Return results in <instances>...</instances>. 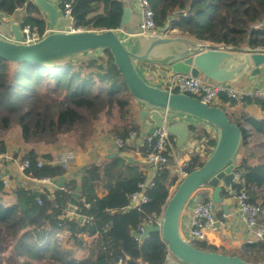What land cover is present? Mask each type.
I'll return each mask as SVG.
<instances>
[{"label":"trees","instance_id":"trees-1","mask_svg":"<svg viewBox=\"0 0 264 264\" xmlns=\"http://www.w3.org/2000/svg\"><path fill=\"white\" fill-rule=\"evenodd\" d=\"M150 1L158 28L170 23L169 28L178 30L179 36L214 45L264 50V0ZM23 7L26 15L22 25L38 27L43 33L47 23L34 3L0 0V13L7 16ZM123 8L122 0H75L72 16L75 27L85 31L118 30ZM97 52V57L75 61L74 56L44 66L0 58V131L19 126L25 143H53L60 134L87 127L104 112H127L130 104L125 95L129 93L114 59L107 50ZM226 103L235 104L221 95L217 106L225 111ZM260 104L264 107V103ZM228 117L242 132L237 156L240 160L236 162L241 183L233 188L248 192L250 200L260 208L259 224L264 227V161L251 164L255 157L251 149L253 135L264 138V120L245 112ZM190 131L198 140H205L207 146H215V140L204 130L190 127ZM130 132L138 133L139 127H125L116 135L126 138ZM5 152L1 142L0 153ZM40 159L51 160V156L30 151L22 158V162L30 163L25 172L28 177L52 180L65 174L64 168L50 162L39 168ZM171 161L172 158L169 165ZM190 163L191 172L201 168L205 159L195 154ZM145 181L135 166L114 157L101 166L86 167L80 184L71 182L54 198L48 192L35 197L32 190L18 188L15 201L4 205L6 193L0 180V264H165L169 252L158 233H151L141 242L134 234L139 226H156L176 178L168 168L158 171L154 186L147 190L148 203L130 207V196ZM99 188L107 192L100 196ZM74 192L80 195L77 214L89 217L87 222L66 214ZM223 196L227 193L223 192ZM93 237L96 239L90 244L88 239ZM193 245L203 251L219 252L205 241H193ZM244 249L248 255L236 256L253 264L264 260L263 242L247 244Z\"/></svg>","mask_w":264,"mask_h":264},{"label":"water","instance_id":"water-1","mask_svg":"<svg viewBox=\"0 0 264 264\" xmlns=\"http://www.w3.org/2000/svg\"><path fill=\"white\" fill-rule=\"evenodd\" d=\"M35 6L49 20L47 35L38 42L26 44L23 43L25 35L19 27L12 26L13 40L0 36V58L11 63L44 66L52 64L54 60L107 50L114 59L130 97L142 107L140 121L142 124L147 119L152 122L148 135L163 128L166 112L194 118L217 130V143L212 154L201 168L191 171L177 185L164 208L161 227L146 225L144 237L158 233L167 245L169 254L183 264H253L236 255L200 250L185 238L180 229L187 204L203 187L213 192L212 200L222 207L225 216H229L222 194L229 190L230 196H233L231 188L237 174L236 158L242 145L240 127L218 106H210L193 96L170 93L150 85L139 73L137 65L161 64L168 66L175 75L204 77L220 84H229L259 76L264 66V50L214 45L179 35L163 36V31L157 35H127L125 28L132 21V11L127 7L123 8L118 30L58 31L59 9L48 0H35ZM123 35L128 37L124 38ZM190 127L183 122L167 126L179 154L191 135ZM113 157L133 164L125 154L117 153ZM39 194L34 192L35 197H39ZM79 199L78 193H72L68 207L70 212H74L79 205Z\"/></svg>","mask_w":264,"mask_h":264},{"label":"crops","instance_id":"crops-1","mask_svg":"<svg viewBox=\"0 0 264 264\" xmlns=\"http://www.w3.org/2000/svg\"><path fill=\"white\" fill-rule=\"evenodd\" d=\"M30 1L35 4V0ZM48 1L55 5L60 12V18L58 20L56 30H67L71 22L63 16L61 7L62 0ZM122 2L124 7L130 8L132 11V21L130 25L125 28V32L127 35L136 34L141 21V15L138 10L137 0H122ZM25 15V7L18 9L12 16H7L3 13H0V36L7 40H13L11 28L12 26L16 25L21 30V28L23 27L22 22ZM43 18L46 21L48 28L49 20L46 15H43ZM127 35H123L124 38H127ZM137 69L147 83L159 88H161L162 79L166 75L172 73L168 66L154 63H141L137 65ZM152 74H157L158 76H156V78H153L151 77L153 76ZM231 85L241 90L254 87L264 88V66L261 67V74L254 79L244 78L231 83ZM128 99L130 105L127 109V112H125L123 115H121V113L117 109H115L110 113V119H107V116L105 115H101L94 122L88 123L89 125L87 127L80 126L83 127L82 129L84 131H88L87 128H91L89 132L91 133L92 137L89 138V140L85 138L81 139L83 137L81 136L80 138L77 135V133H79L77 132V128H75V130L72 132L66 133L63 137L69 139V142H71V144L67 143V145L66 143H62V141V144L60 143V145L58 146H61L63 150H61V148L52 146L50 152H40L37 148H28L25 151V142L22 137V130L19 126H16L14 129L13 126L10 129L4 131L0 137V143L2 142L4 144L6 152L0 153V175L3 180H6L8 182V185L4 187V191L6 194L2 199L3 204L8 205L15 201L14 192L18 188H26L32 190L33 192H39L40 194L43 192H48L51 195V198H54L55 193L58 192V190L56 189L57 185H65L67 187V185L71 182H77L78 184H80L83 171L86 167L92 164L101 166L105 163H108L111 159L114 158V154L117 153L129 156L133 161V164H129L135 166L138 172L142 173L146 177V181H153L158 171L155 167L147 163L145 155L143 154L145 142L144 139L148 136L152 128V122L150 119H147L145 123L142 124L139 119L142 107L131 97H129ZM223 106L228 115L235 117V114L239 112H245L257 120H264V107L260 103L242 102L236 103L234 105L226 103ZM169 118H171L172 124L184 122L191 127L204 130L208 133L212 140H215L216 146L218 133L217 130L212 126L202 121H198L194 118H185L182 116L176 117L174 114H170ZM128 126H138L139 135H137L136 140L133 142V144L128 146L125 151L118 152L112 142V136L114 134H111V132L114 131L116 134H119L122 129ZM247 128L250 129L249 126ZM12 133H14L15 145H13L12 143ZM190 134L191 135L189 136L188 142L183 148L182 152L179 154L175 149V156L172 157V161L170 162V165L168 167L171 175L175 178H177L180 165L183 162L191 160L192 155L199 154L206 161L215 148V146H207L205 140H198L193 133ZM106 135H109V137L104 138V136ZM253 136V144L251 146V149H253L255 157L252 160L251 164L255 163L256 161H264V138L257 134H254ZM190 146L193 148L192 150H189L188 147ZM30 151H35L40 156L45 154L51 156V160H44V162H50L51 164L56 161L58 155L67 152H71L74 154L75 161L70 166V168L65 171V174L63 176L52 179L50 180V182H39L28 177L25 172L20 169L22 158ZM239 160L240 157L237 158V164ZM176 186L177 185L173 187L174 190ZM106 192V189H97V193L100 196L104 195ZM225 192L227 193V196H223L222 194V198L223 202L228 206L229 216H225L222 207L215 204V213L219 221L218 231L215 233H208L205 242L213 246L215 250L223 251L225 252L224 254L231 255L236 254L238 251L244 249L245 245L250 244L251 236L244 230L241 218L236 211V205L233 196H230L229 190H226ZM212 194L213 192L210 189H208L207 187H203L194 194V197L187 204L183 212L180 224L181 232L185 237L189 235L190 231L192 207L197 201L209 199L212 200ZM221 211L222 216L220 217L219 212ZM69 213L72 212L67 210L66 214ZM77 218L83 223L82 217L78 216ZM95 239L96 237L89 238L88 241L90 242V244H92ZM165 264L183 263L168 254Z\"/></svg>","mask_w":264,"mask_h":264},{"label":"built area","instance_id":"built-area-1","mask_svg":"<svg viewBox=\"0 0 264 264\" xmlns=\"http://www.w3.org/2000/svg\"><path fill=\"white\" fill-rule=\"evenodd\" d=\"M75 0H62L61 6L63 5L62 11L63 16L67 18L71 24L69 25V30L71 32H80L85 31L81 28L75 27V21L72 16V4ZM138 10L141 15V21L138 26L136 34L138 35H157L160 31H163V36H174L176 34L175 29H170V23L165 28H158L155 21V12L151 7L150 0H137ZM21 32L25 35L23 38V43L31 44L40 41L43 39L49 32L47 28L43 33L40 32L38 27L25 25L21 28ZM161 89L167 90L170 93H181L193 96L210 106H217L220 102V96L226 95L230 102L233 103H242V102H257L264 103V88L254 87L250 89H237L229 84H220L209 80L204 77L193 78L191 76H182L175 75L170 73L162 79ZM170 114L174 113H165V122L164 126L161 129H157L153 135H148L144 139V149L143 154L145 155L146 161L148 164L156 168L157 171H160L164 168L169 167V160L175 156V140L172 139V136L167 131V126L172 124ZM176 117L182 116L187 118V116L174 114ZM191 118V117H190ZM175 120V118H174ZM180 123V122H179ZM184 123V122H183ZM138 133L130 132L126 138L114 134L112 136V142L118 152H121L136 140ZM189 139V138H188ZM188 142V140H187ZM186 142V144H187ZM185 144V146H186ZM189 150L193 148L188 147ZM75 156L71 152L60 154L57 156L56 161L52 165H57L65 170L69 169L70 166L74 163ZM44 164L43 160H38V167H42ZM190 160L183 162L179 169L178 175L176 178V185L182 182L188 174L190 173ZM20 169L23 172L30 169L29 161L21 162ZM1 181L3 186H7L8 182L3 180ZM32 179V178H31ZM37 180V179H35ZM39 182H50V179L37 180ZM241 183L240 177L236 174L235 184ZM154 186V181H145L141 182L138 185V191L130 196V207H141L144 204H147L149 201L147 190ZM177 187V186H176ZM58 191H66L67 187L65 185L56 186ZM233 192V198L235 200L236 211L241 218L244 230L247 234L251 236V243L263 242L264 243V227L259 224V215L260 208L258 205L254 204L250 200L248 192L243 188L236 190L231 188ZM193 198V197H192ZM41 203V202H39ZM89 207V205H87ZM215 203L213 200H200L195 203L191 210V220H190V231L189 235L185 238L190 241H206L207 234L212 232L215 233L218 231V219L215 213ZM80 211L77 206L74 212L67 214L68 217L79 216L82 217L83 222L90 220L89 217L84 215H78L77 212ZM163 222V213L160 215L156 221V226L161 227ZM151 225L152 224H146ZM139 226L136 230L134 237L138 242H141L144 238L145 226Z\"/></svg>","mask_w":264,"mask_h":264},{"label":"rangeland","instance_id":"rangeland-1","mask_svg":"<svg viewBox=\"0 0 264 264\" xmlns=\"http://www.w3.org/2000/svg\"><path fill=\"white\" fill-rule=\"evenodd\" d=\"M176 34L177 35H179V31L178 30H176ZM208 43V42H207ZM209 44H211V43H209ZM100 55V52H97V51H94V52H92V53H89V54H87V55H79V56H76L75 57V61L76 60H82V59H87V58H90V57H92V56H99ZM153 76H151V77H153V78H156V76H158L157 74L156 75H154V74H152ZM127 98H129L130 96L128 95V94H126L125 95ZM101 115H105V116H107V119H110V115L111 114H107V113H103V114H101ZM100 115V116H101ZM16 126H14L13 127V129L15 128ZM83 127H78L77 129V132H79V133H77V135L81 138V136L83 137V138H81V139H88L89 140V138H91L92 136H91V133L89 132L90 130H91V128L89 129V128H87V130L88 131H84L83 129H82ZM3 132L4 131H0V137H1V135L3 134ZM5 134V133H4ZM66 133H64V134H60L58 137H57V139H56V141L55 142H53V143H49L48 141L45 143H42V142H37V143H33V142H31V143H25V147H24V150L26 151L28 148H37L40 152H50V150H51V147L52 146H55V147H57V148H61V150H63L62 149V147L61 146H58V145H60V143L62 142V143H68V144H71V142H69V139H67L66 137H63L64 135H65ZM111 134H116L114 131L113 132H111ZM108 138L109 137V135H106V136H104V138ZM12 143H13V145H15V137H14V133H12ZM61 143V144H62ZM75 143V142H74ZM77 143H80V142H77ZM67 144V145H68ZM174 190V188L171 190V193H170V196L173 194V191ZM194 197V196H193ZM220 253H225V252H223V251H219ZM245 254H249V251H247V250H245V249H242V250H240V251H238L236 254H231V255H245ZM228 255H230V254H228ZM260 264H264V260H262L261 262H260Z\"/></svg>","mask_w":264,"mask_h":264}]
</instances>
